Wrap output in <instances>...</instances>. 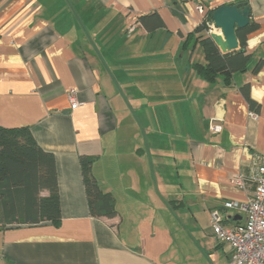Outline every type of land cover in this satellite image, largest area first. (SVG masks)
<instances>
[{"label":"crops","instance_id":"crops-1","mask_svg":"<svg viewBox=\"0 0 264 264\" xmlns=\"http://www.w3.org/2000/svg\"><path fill=\"white\" fill-rule=\"evenodd\" d=\"M239 2L254 25L246 68L206 81L194 30ZM151 13L162 26L148 31ZM0 126L28 127L53 154L60 210L57 223L0 228V264H230L210 212L250 197L230 176L264 159V0H0ZM80 156L114 217L90 215Z\"/></svg>","mask_w":264,"mask_h":264},{"label":"trees","instance_id":"trees-1","mask_svg":"<svg viewBox=\"0 0 264 264\" xmlns=\"http://www.w3.org/2000/svg\"><path fill=\"white\" fill-rule=\"evenodd\" d=\"M213 11L208 16L211 21ZM139 21L148 31L162 26V20L156 13L142 15ZM253 28L254 25L248 24L236 29V37L241 48L223 54L207 33L206 22L202 21L194 32H205L195 37V41L203 49L205 63L193 65L196 73L210 82L217 75H222L228 83L234 73L244 71L250 58V54L243 48L245 37ZM244 95L250 110L253 111L255 102L245 92ZM80 165L90 215L114 217L115 200L109 192H102L98 181L91 173V160L80 156ZM43 192L47 194L43 195ZM59 219L53 154L44 151L36 143L28 127L0 126V228L7 225H33L44 221L57 223Z\"/></svg>","mask_w":264,"mask_h":264},{"label":"built area","instance_id":"built-area-1","mask_svg":"<svg viewBox=\"0 0 264 264\" xmlns=\"http://www.w3.org/2000/svg\"><path fill=\"white\" fill-rule=\"evenodd\" d=\"M197 8L200 12L204 11L201 4ZM212 27L213 24L208 27V34H211ZM68 98L71 108L78 106L73 91L69 92ZM208 127L211 133L216 134L222 131L223 124L221 119L211 117ZM255 158L257 162L252 164L246 176L240 172L230 176V182L238 188L245 189L246 182H251L254 185L253 194L243 201L224 202V212L217 209L210 212L214 237L230 248V264H264V159L258 155ZM228 211H242L243 222L226 226Z\"/></svg>","mask_w":264,"mask_h":264},{"label":"water","instance_id":"water-1","mask_svg":"<svg viewBox=\"0 0 264 264\" xmlns=\"http://www.w3.org/2000/svg\"><path fill=\"white\" fill-rule=\"evenodd\" d=\"M250 8L245 2L232 5H220L212 13L213 26L220 30V34H210L213 43L221 53L225 54L238 49L236 29L249 23Z\"/></svg>","mask_w":264,"mask_h":264},{"label":"rangeland","instance_id":"rangeland-1","mask_svg":"<svg viewBox=\"0 0 264 264\" xmlns=\"http://www.w3.org/2000/svg\"><path fill=\"white\" fill-rule=\"evenodd\" d=\"M212 24H213V23H212ZM154 99H155V97H151V96H149V95L146 96V101H147L148 103H150V104L154 101ZM169 113H171V112L169 111ZM176 130H178V129H176Z\"/></svg>","mask_w":264,"mask_h":264}]
</instances>
